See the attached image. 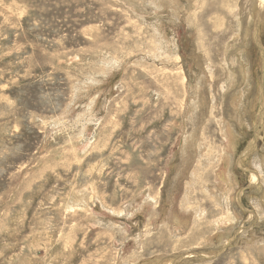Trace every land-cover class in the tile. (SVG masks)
<instances>
[{
  "label": "rangeland",
  "instance_id": "obj_1",
  "mask_svg": "<svg viewBox=\"0 0 264 264\" xmlns=\"http://www.w3.org/2000/svg\"><path fill=\"white\" fill-rule=\"evenodd\" d=\"M0 264H264V0H0Z\"/></svg>",
  "mask_w": 264,
  "mask_h": 264
},
{
  "label": "bare ground",
  "instance_id": "obj_2",
  "mask_svg": "<svg viewBox=\"0 0 264 264\" xmlns=\"http://www.w3.org/2000/svg\"><path fill=\"white\" fill-rule=\"evenodd\" d=\"M261 1V3H262V0H260ZM261 14H262V8L260 7V11H259V13H258V20H260V18H261ZM252 175V174H251ZM178 221V220H177ZM178 223V222H177ZM180 223V222H179ZM178 223V224H179ZM179 225H181V223L179 224Z\"/></svg>",
  "mask_w": 264,
  "mask_h": 264
}]
</instances>
